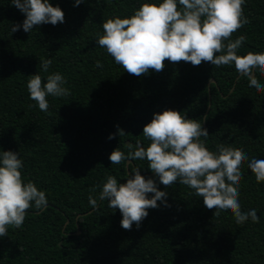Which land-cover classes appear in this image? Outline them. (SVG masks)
I'll use <instances>...</instances> for the list:
<instances>
[{
    "label": "trees",
    "instance_id": "1",
    "mask_svg": "<svg viewBox=\"0 0 264 264\" xmlns=\"http://www.w3.org/2000/svg\"><path fill=\"white\" fill-rule=\"evenodd\" d=\"M50 2L64 11L63 24L12 33L25 14L11 0H0V152H19L25 181L48 198L46 210L29 209L22 228H9L0 238V264H264V183L256 182L247 162L239 201L242 211L256 210L259 222L239 225L230 211L215 217L188 186L160 184L147 160L128 166L109 160L117 148L127 154L129 143L147 147L144 126L168 109L198 119L209 132L201 137L209 150L223 144L264 160V93L249 87L234 65L165 61L163 71L137 77L116 64L97 43L103 22L162 0ZM244 14L250 23L232 37H247L238 54L264 52V0H246ZM42 58L52 60L47 73L39 67ZM54 72L65 76L71 94L49 96L45 113L26 84L31 75L46 82ZM257 78L264 84V76ZM118 129L125 133L119 136ZM136 167L157 179L170 207L158 201L140 228L133 224L129 231L121 227L118 209L107 201L93 209L88 197L93 187L98 196L109 175L126 183Z\"/></svg>",
    "mask_w": 264,
    "mask_h": 264
},
{
    "label": "clouds",
    "instance_id": "2",
    "mask_svg": "<svg viewBox=\"0 0 264 264\" xmlns=\"http://www.w3.org/2000/svg\"><path fill=\"white\" fill-rule=\"evenodd\" d=\"M86 0H75L79 6ZM246 0H162L160 3L145 2L130 17L116 16L103 22V34L97 43L106 49L114 62L124 71L137 77L159 73L165 68V61L191 63L199 66L208 62L215 67L235 66V70L248 79L249 87L257 93H264V84L257 73L264 76V52L238 51L247 37L241 35L232 39L250 20L244 14ZM11 5L25 14L21 24H13L11 32L31 33L34 26L65 22V13L50 0H11ZM51 59H41L40 69L47 73ZM97 68H102L97 61ZM67 80L59 72L47 75L46 82L41 75H31L26 87L29 98L35 101L40 111H49L48 97L60 98L70 95L65 85ZM207 117H204L206 120ZM118 129V135L124 134ZM143 136L150 143L127 145L129 151L115 149L109 160L113 165L125 161L147 160L148 169L166 188L177 182L193 189L195 195L203 198L208 210H215L214 216L230 211L239 225L249 219L259 222L255 209L244 212L239 201L240 185L244 176L243 166L255 175L257 183H264V160L251 158L241 148L217 145L211 151L201 137L209 132L198 119H190L180 111L168 109L155 113L150 123L143 128ZM116 134L109 136L114 139ZM24 161L19 152H0V238L8 236L9 228H22L28 210H46L48 198L45 191L38 189L33 181H25ZM89 204L98 209V201H107L108 207L118 209L122 214L121 227L131 230L133 224L140 228L149 215V209L158 208V201L167 203L168 193L160 190L157 179L145 177L136 167L129 174L126 183H120L115 176L106 177L98 196L91 193ZM149 194H152L149 198Z\"/></svg>",
    "mask_w": 264,
    "mask_h": 264
},
{
    "label": "water",
    "instance_id": "3",
    "mask_svg": "<svg viewBox=\"0 0 264 264\" xmlns=\"http://www.w3.org/2000/svg\"><path fill=\"white\" fill-rule=\"evenodd\" d=\"M214 79H211V82H213ZM131 163V160L127 161V166ZM128 172L130 173V170L128 169Z\"/></svg>",
    "mask_w": 264,
    "mask_h": 264
}]
</instances>
